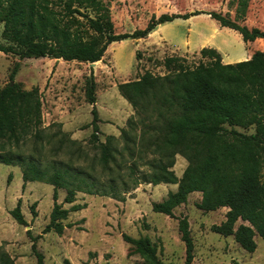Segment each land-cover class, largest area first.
I'll return each instance as SVG.
<instances>
[{
  "label": "rangeland",
  "instance_id": "1",
  "mask_svg": "<svg viewBox=\"0 0 264 264\" xmlns=\"http://www.w3.org/2000/svg\"><path fill=\"white\" fill-rule=\"evenodd\" d=\"M45 4L50 11V26L43 35L47 50H57L60 44L62 48L68 45V50L90 54L100 48L104 34L143 28L152 17L163 13H203L159 25L145 38L111 43L94 65L62 58L19 59L0 53V89L8 83L18 63L14 82L24 90L37 88L41 100L42 123L37 136L31 132L19 145H10V152L32 156L42 165L53 163L57 168L89 174L105 186L112 180L119 191L116 197L78 192L75 204L85 208L70 213L64 223L71 226L60 236L53 232L42 234L52 208V186L37 182L23 186L19 166L0 164V247L15 264H36L31 237L41 236L36 240V250L43 255L45 264H142L138 255L127 257L129 245L121 237L126 234L148 237L164 263L184 264L185 246L177 219L186 216L194 244L192 264H264V241L258 235L254 237L255 251L248 253L232 236L223 237L210 230L225 220L227 208L201 211L197 207L201 198L198 192L191 193L185 204L175 208L172 218L151 210L152 203L162 201L168 192L176 190V185H133L134 177L154 172L151 165L159 155L152 142L158 140L155 135L159 133L149 129L154 125L150 109L135 114L117 91L118 84L135 80L146 71L166 74L163 64L170 58L185 66L205 65L213 60L209 51L215 50L223 54L221 60L244 61L249 50L241 37L238 39L239 33L221 27L204 13H221L248 28L264 30V0H46ZM72 9L99 21L104 34L94 30L83 16L71 13ZM249 48L264 51V43H251ZM90 76L95 84L99 120L95 140L90 137L92 105L87 101ZM121 129L127 137H122ZM237 130L254 132L253 128ZM107 136L113 137L111 146L115 150L110 171L100 161ZM186 165V160L176 155L174 174L180 177ZM130 167L134 168L132 177L128 176ZM118 176L126 182L129 192H123ZM261 177L264 182V159ZM64 195L65 191L59 189V203ZM19 199L26 226L18 225L9 215ZM241 223L238 220L235 228Z\"/></svg>",
  "mask_w": 264,
  "mask_h": 264
},
{
  "label": "trees",
  "instance_id": "2",
  "mask_svg": "<svg viewBox=\"0 0 264 264\" xmlns=\"http://www.w3.org/2000/svg\"><path fill=\"white\" fill-rule=\"evenodd\" d=\"M46 0H0V53L19 59L62 58L81 62H97L108 45L126 39H141L156 27L175 19H188L203 12L186 14L163 13L152 17L143 28L131 32L104 34L99 21L87 14L72 9L86 18L98 33L104 34V42L96 53L84 50H68L69 46L58 44L57 50H47L43 42L45 28L50 26V11ZM221 27L236 31L244 43H264V30L248 28L221 13L205 12ZM213 60L205 65L185 66L176 58L164 60L167 73L155 75L144 72L135 80L117 85L119 95L133 108L135 114L150 109L154 125L149 128L158 132L152 145L159 158L152 163L154 172L133 178L135 188L140 183L176 185L175 191L167 193L160 202H154L151 210L173 217L175 208L187 202L191 193L201 195L197 207L203 212L227 208L225 220L212 225L210 230L223 237L232 236L239 247L248 253L256 249L254 237L264 241V182L261 170L264 159V51L253 50L249 59L224 64L221 55L209 51ZM19 64H14L9 81L0 89V164L19 166L23 186L26 183H43L52 186V208L49 222L42 234L53 232L62 235L70 213L85 208L75 204L78 192L87 195L116 197L118 185L112 180L106 186L96 182L89 174L57 168L53 163L42 165L32 156L13 154L10 145H19L22 138L34 132L37 136L41 119V100L37 88L24 90L14 82ZM95 84L90 76L87 101L92 105L90 123L92 139L99 133L98 116L95 108ZM253 128L252 134L237 130ZM122 137L127 134L120 130ZM112 136H107L100 154L101 165L110 171L114 161L111 146ZM182 156L187 165L180 177L174 174L175 156ZM130 175L134 168H129ZM132 175V176H131ZM119 179L121 176H118ZM121 180L123 192H129ZM65 191L62 202H58V190ZM70 205L64 208L63 205ZM31 206L32 214L33 207ZM11 218L20 226L27 222L21 211L19 199L9 211ZM180 240L185 246L184 264H192L194 244L186 216L178 219ZM238 220L243 223L235 228ZM30 236V230L26 231ZM31 237V250L36 264H45L44 257L36 250V240ZM127 243V257L138 255L142 264H166L157 256L155 245L146 236L133 238L121 234ZM0 264H15L13 258L0 247Z\"/></svg>",
  "mask_w": 264,
  "mask_h": 264
},
{
  "label": "crops",
  "instance_id": "3",
  "mask_svg": "<svg viewBox=\"0 0 264 264\" xmlns=\"http://www.w3.org/2000/svg\"><path fill=\"white\" fill-rule=\"evenodd\" d=\"M237 37H238V39H239V37H241V36H240L239 34H237ZM244 44H245V46L247 47V49L249 50L248 53H247V56H246L245 58H243L244 60H247V59L250 58V56H251L253 50H251V49L249 48V45H251V43H244ZM220 54H221V53H220ZM222 55H223V54H221V57H222V59H223V56H222ZM222 62H223L224 64L235 63L234 61H224V60H222Z\"/></svg>",
  "mask_w": 264,
  "mask_h": 264
},
{
  "label": "water",
  "instance_id": "4",
  "mask_svg": "<svg viewBox=\"0 0 264 264\" xmlns=\"http://www.w3.org/2000/svg\"><path fill=\"white\" fill-rule=\"evenodd\" d=\"M91 65H94V63H91Z\"/></svg>",
  "mask_w": 264,
  "mask_h": 264
}]
</instances>
